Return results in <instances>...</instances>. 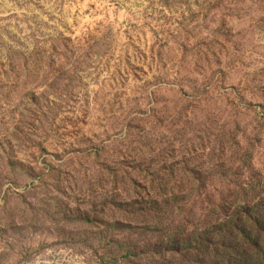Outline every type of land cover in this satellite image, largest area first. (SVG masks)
<instances>
[{
	"label": "rangeland",
	"instance_id": "1",
	"mask_svg": "<svg viewBox=\"0 0 264 264\" xmlns=\"http://www.w3.org/2000/svg\"><path fill=\"white\" fill-rule=\"evenodd\" d=\"M263 218L264 0H0V264H264Z\"/></svg>",
	"mask_w": 264,
	"mask_h": 264
},
{
	"label": "trees",
	"instance_id": "2",
	"mask_svg": "<svg viewBox=\"0 0 264 264\" xmlns=\"http://www.w3.org/2000/svg\"><path fill=\"white\" fill-rule=\"evenodd\" d=\"M264 219V218H263ZM259 219H256V223L259 225L258 222ZM242 221V218L240 217L237 220V224H240ZM226 228V226H220L217 228V233L218 234V238H221L223 234H225L224 229ZM242 231H246V230H242ZM214 233L211 234V236H215ZM254 234V236H253ZM204 235H208L207 233H205ZM241 237L243 238V240H248L246 243L248 244L247 247H250V249H253L254 252H260L264 249V221H263V226L262 229L260 231L257 232H253L252 234H249V236L246 234V232H241L240 233ZM249 238V239H248ZM202 241L200 243H205L208 244L209 242H211V240L208 238V236H206V238H202ZM241 242V241H240ZM238 243V242H236ZM240 246V245H237Z\"/></svg>",
	"mask_w": 264,
	"mask_h": 264
}]
</instances>
